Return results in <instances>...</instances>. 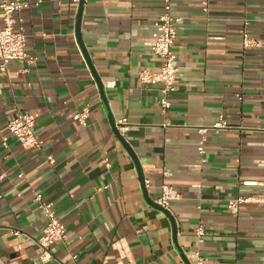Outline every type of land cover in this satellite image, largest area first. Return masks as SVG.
<instances>
[{
  "label": "crops",
  "instance_id": "0c3cea01",
  "mask_svg": "<svg viewBox=\"0 0 264 264\" xmlns=\"http://www.w3.org/2000/svg\"><path fill=\"white\" fill-rule=\"evenodd\" d=\"M30 1L20 16L37 60L27 73L18 62L0 72V128L28 112L41 146L0 142V264H71L73 254L79 264H262L264 205L234 214L228 201L263 190L242 184L264 182V46L244 48L242 30L264 41V0H211L207 11L203 0H84L79 20L80 0ZM167 3L180 18L179 72L163 110L161 83L138 73L160 66L151 46ZM221 115L227 127L207 133L203 160L198 127ZM111 118L127 119L124 142ZM163 185L180 195L172 217L157 206ZM37 193L68 232L46 263Z\"/></svg>",
  "mask_w": 264,
  "mask_h": 264
},
{
  "label": "built area",
  "instance_id": "2783aa9c",
  "mask_svg": "<svg viewBox=\"0 0 264 264\" xmlns=\"http://www.w3.org/2000/svg\"><path fill=\"white\" fill-rule=\"evenodd\" d=\"M210 1H202L204 11L208 10ZM31 5L30 0H0V72H5L9 63L18 62L22 65L21 70L27 73L30 71L31 65L37 60V56L27 49L24 18L20 16V12L23 9L29 8ZM179 21L180 18L172 14L170 4H165L164 12L154 23L155 41L151 46L152 53L161 58L160 66L155 71L142 69L138 73V79L144 84L161 83V97L159 102L163 110H167L170 107V96L176 92V80L179 67L177 65V56L174 52V47L177 41L176 26ZM242 45L244 48L264 46V41L260 42L251 38L247 31L243 29ZM88 115L89 110L85 108L75 113L74 119L79 123H84ZM115 123L120 134L129 129V123L125 118L119 119ZM226 127L227 123L222 115L213 125L198 127L200 141L197 150L202 158L206 153L205 142L207 140V133L210 130L218 132ZM10 137L18 141L26 149L39 148L41 146L36 132L35 118L28 112H19L10 118L5 133L0 128V142L3 145H7ZM48 158L50 159L51 156L49 155ZM105 164L107 167L110 166L107 158H105ZM2 178L3 175H0V181ZM242 184L249 186L261 185L263 190L259 195L249 197L238 196L230 199L228 201V208L234 214L239 211L241 204L245 202L264 205V182L245 180L242 181ZM101 189L102 187L98 188V190ZM179 196L178 191L173 186L163 185L157 203L162 208L169 210L170 203L178 199ZM34 200L47 218V223L42 233L35 239L41 249L40 260L46 263L52 258L51 246L54 243L66 240L68 232L66 225L57 216L52 201L44 200L43 196L39 193L35 195ZM10 234L17 237L26 236L20 229L9 227L6 229L5 235ZM196 234L198 235L199 241L204 239L205 230L202 225L196 229ZM71 259V264H79L76 254H73ZM194 264H201V258L198 257L197 262ZM262 264H264V259Z\"/></svg>",
  "mask_w": 264,
  "mask_h": 264
},
{
  "label": "water",
  "instance_id": "95a60500",
  "mask_svg": "<svg viewBox=\"0 0 264 264\" xmlns=\"http://www.w3.org/2000/svg\"><path fill=\"white\" fill-rule=\"evenodd\" d=\"M83 1L84 0H80V7H79V17H78V20L80 19V16H81V12H82V8H83ZM79 37V36H78ZM90 66H91V64H90ZM102 91V90H101ZM102 95H103V103H104V105L105 106H107V102H106V99H105V97H104V94H103V91H102ZM111 120V124H112V127H113V130L115 131V134L117 135V137L122 141V142H124V138H123V136L120 134V132L118 131V129H117V127H116V123H115V120L113 119V118H111L110 119ZM140 178H141V180H142V183L144 184V178H143V176H142V174H141V171H140ZM145 191V190H144ZM145 196L147 197V194H145ZM151 203H153V201H150ZM153 204H155V203H153ZM155 205H157V204H155ZM157 206H159V205H157ZM161 209H163L164 211H165V213L168 215V216H170V217H172L171 216V214H170V211L168 210V209H164V208H162L161 206H159ZM173 219V218H172ZM173 226H174V235H176V225H175V222H173Z\"/></svg>",
  "mask_w": 264,
  "mask_h": 264
}]
</instances>
